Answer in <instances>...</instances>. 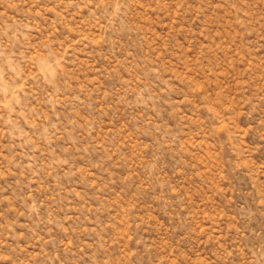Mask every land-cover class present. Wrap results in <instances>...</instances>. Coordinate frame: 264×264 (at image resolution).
<instances>
[{
	"label": "rangeland",
	"instance_id": "rangeland-1",
	"mask_svg": "<svg viewBox=\"0 0 264 264\" xmlns=\"http://www.w3.org/2000/svg\"><path fill=\"white\" fill-rule=\"evenodd\" d=\"M0 264H264V0H0Z\"/></svg>",
	"mask_w": 264,
	"mask_h": 264
}]
</instances>
